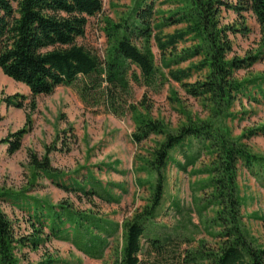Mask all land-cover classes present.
Wrapping results in <instances>:
<instances>
[{"label": "trees", "instance_id": "obj_1", "mask_svg": "<svg viewBox=\"0 0 264 264\" xmlns=\"http://www.w3.org/2000/svg\"><path fill=\"white\" fill-rule=\"evenodd\" d=\"M162 4L175 7L165 13L156 11V0H135L124 18L108 22L104 33L111 46L100 61L77 41L85 35L88 18L101 12V0H0V70L29 89L31 107L36 96L50 95L59 86H75L84 102L102 104L115 115L131 114L136 124L131 136L135 144L158 139L142 161L153 177L149 181L150 198L140 212L123 222L121 246L113 248L111 264H146L141 257L152 253L157 260L164 256L172 259L169 254L173 250L176 255V243L181 240L169 231L160 235L149 228L164 199L171 153L178 147L188 150L184 162L178 165L183 172L188 167L193 170L203 153L210 157L208 166L193 174L206 176V181L197 183L203 205H197L196 211L202 217L208 207L213 208V216L204 222L206 230H215V245L206 248L200 243L197 249L187 248L176 255L177 264H264V247L255 244L244 228L237 185L238 169L244 167L264 187V158L254 156L246 145L231 138L222 123L232 116L237 96L245 94L247 82L240 81L236 73L264 60V0H236L235 4L224 0H164ZM223 11H232L239 19L243 13L253 15L263 31L260 50L243 58L233 54L232 37L246 28H238L240 22L224 24ZM168 28L174 31L163 34ZM151 39L167 69L166 79L155 68ZM179 45H183L181 49ZM186 62L189 66L180 68ZM167 79L178 83L190 98L207 105L209 117L203 121L187 117L185 124L170 130L128 103L130 82L152 88ZM260 87L258 84L257 91L264 103ZM24 100V96L15 95L6 102L22 108ZM26 133L21 129L1 141L8 146L9 154L20 149ZM30 165L36 174L48 179L55 180L59 175L46 157L38 160L31 155ZM90 180L87 190L75 183L62 186L89 201L93 197L102 199L98 183ZM6 198L12 197L0 188V202ZM44 208H37V229L31 223L34 233L25 238L16 234L0 206V264H20L16 252L20 247L36 248L45 222L49 236L55 237L68 225L72 245L96 260L104 258L111 247L110 239L118 238V226L91 211L79 212L68 203L59 205L56 212L52 207ZM53 263L48 260L41 264Z\"/></svg>", "mask_w": 264, "mask_h": 264}, {"label": "rangeland", "instance_id": "obj_2", "mask_svg": "<svg viewBox=\"0 0 264 264\" xmlns=\"http://www.w3.org/2000/svg\"><path fill=\"white\" fill-rule=\"evenodd\" d=\"M163 1L156 0V11L166 13L175 7L174 4H162ZM224 1L236 3V0ZM101 2V12L88 18L85 35L77 43L103 61L111 46L104 33L107 23H116L124 18L135 0ZM222 17L224 24L240 22L238 28H246L244 33L232 37L236 57L243 58L261 49L263 31L251 13H243L239 19L232 11H223ZM173 31L174 28L163 29V34ZM149 47L155 68L166 79L167 69L163 67L152 39ZM189 64L183 63L180 68H187ZM236 77L247 82L245 94L237 96L230 111L232 116L222 121L223 127L231 138L246 145L251 154L264 158V103L257 91L260 84L264 92V60L260 59L250 68L237 72ZM87 85L91 84L88 82ZM129 87L128 103L137 107L140 113L163 122L170 130L185 124L187 117L201 121L209 117L207 105L187 96L178 83L169 79L152 88L132 82ZM15 95L25 97L22 108L7 104L6 99ZM30 103L29 89L6 77L0 70V188L12 197L2 200L0 206L13 223L16 234L27 238L34 233L31 223L37 229L34 221L37 208L49 206L56 212L60 211L59 205L68 203L79 212L91 211L117 225L118 238L110 239L111 247L105 251L104 258L96 260L76 250L71 243L72 232L68 225L63 226V233L55 237L49 236L45 222L40 243L35 249L20 247L16 252L17 259L20 264H41L48 260L54 261L53 264H111L113 248L121 246L123 222L140 212L150 198L149 181L153 177L143 168L142 161L158 139L152 137L135 144L131 136L136 124L131 114L115 115L102 104L84 102L75 86H59L50 95L36 96L34 107ZM21 129L27 130L21 147L9 154L8 146L1 141ZM185 153L188 150L181 147L171 153L173 161L166 168L164 199L149 228L160 235L167 231L176 235L181 240L177 239L176 255L187 248L197 249L200 243H205L206 248L215 245L212 236L215 230H206L204 222L213 216V208L208 207L202 217L196 211L197 205H203L197 183L206 181V176L193 174L194 170L208 166L210 157L203 153L193 170L188 167L183 172L178 165L184 162ZM31 155L38 160L46 157L59 173L58 177L51 180L36 174L30 165ZM90 179L98 183L97 190L103 192L102 199L93 197L89 201L80 193L63 188L75 183L87 190L91 188ZM237 185L244 228L255 244L264 247V187L244 167L238 169ZM169 255L172 259L164 256L157 260L154 253L141 258L146 264H177L174 250Z\"/></svg>", "mask_w": 264, "mask_h": 264}]
</instances>
